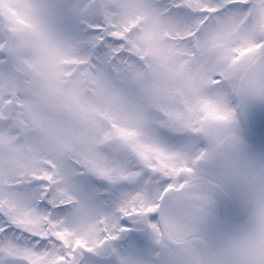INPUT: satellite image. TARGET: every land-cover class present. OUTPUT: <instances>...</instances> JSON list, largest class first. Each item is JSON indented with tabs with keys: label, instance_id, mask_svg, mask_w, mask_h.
I'll return each mask as SVG.
<instances>
[{
	"label": "snow or ice",
	"instance_id": "1",
	"mask_svg": "<svg viewBox=\"0 0 264 264\" xmlns=\"http://www.w3.org/2000/svg\"><path fill=\"white\" fill-rule=\"evenodd\" d=\"M250 149L264 0H0V264H221Z\"/></svg>",
	"mask_w": 264,
	"mask_h": 264
},
{
	"label": "clouds",
	"instance_id": "2",
	"mask_svg": "<svg viewBox=\"0 0 264 264\" xmlns=\"http://www.w3.org/2000/svg\"><path fill=\"white\" fill-rule=\"evenodd\" d=\"M240 189L244 218L220 240L221 264H264V208L257 203L264 196V181L243 182Z\"/></svg>",
	"mask_w": 264,
	"mask_h": 264
},
{
	"label": "flooded vegetation",
	"instance_id": "3",
	"mask_svg": "<svg viewBox=\"0 0 264 264\" xmlns=\"http://www.w3.org/2000/svg\"><path fill=\"white\" fill-rule=\"evenodd\" d=\"M250 154L257 159L264 160V153L258 151H252L250 149ZM226 198L235 208V214L231 218L224 220L220 213V204L223 202V199ZM243 207H242V195L241 189L238 184H232L226 190V193L218 198L216 208L214 209L213 216L209 219V222L206 226V235L215 236L219 231L228 229L231 226L239 224L243 221Z\"/></svg>",
	"mask_w": 264,
	"mask_h": 264
}]
</instances>
